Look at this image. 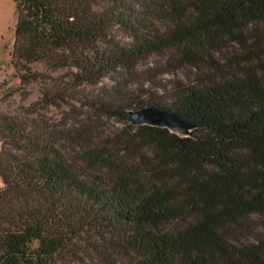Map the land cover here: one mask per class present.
<instances>
[{
    "label": "trees",
    "instance_id": "16d2710c",
    "mask_svg": "<svg viewBox=\"0 0 264 264\" xmlns=\"http://www.w3.org/2000/svg\"><path fill=\"white\" fill-rule=\"evenodd\" d=\"M13 1L19 90L44 84L25 113L0 112V264H264V237L233 239L264 215V0ZM153 56L166 61L148 75H195L146 101L103 86L75 104L73 89ZM63 103L123 124L39 121ZM148 105L192 133L131 124Z\"/></svg>",
    "mask_w": 264,
    "mask_h": 264
},
{
    "label": "rangeland",
    "instance_id": "374dc122",
    "mask_svg": "<svg viewBox=\"0 0 264 264\" xmlns=\"http://www.w3.org/2000/svg\"><path fill=\"white\" fill-rule=\"evenodd\" d=\"M13 0H0V112L10 114L25 113L27 107L38 100L40 97L41 87L44 82L33 83L27 86L26 92L28 95L19 90L20 79L16 74L14 65L12 64V50L15 40V24H16V10ZM165 57L153 56L146 62L140 65L139 75L128 76L126 74L116 75L117 80L105 79L98 86H82L80 89L75 88L72 90L74 98H77L75 104L81 106V99L86 94L95 95L98 92H104L100 89L103 86L113 90L116 96L120 97H133L136 100H148L152 95L160 94L163 87L173 84L176 79L181 78L187 80L195 75V69L189 65H184L170 73H158L154 77V73L158 70L156 67L153 71L149 72L150 75L145 73V69L150 66H159L164 64ZM33 67L40 71H46V67L41 63L33 64ZM53 76H59V80H67L68 71L65 69L59 72H52ZM112 87V88H111ZM119 91L117 92L116 90ZM117 92V93H116ZM83 97V98H82ZM70 104L73 99H68ZM67 103H63L61 108L54 105L43 107L40 111L39 121H43L45 126H56L59 129L67 128L71 122H74L76 116L81 113L82 116H88L91 111L85 108H76L71 110ZM88 110V111H86ZM93 112V111H92ZM92 120L100 127L99 130L112 129L122 126V122L118 119H109L107 117H100L91 114ZM68 124V126H64ZM180 134L183 132L177 131ZM2 181L0 178V186ZM245 227L242 230L234 231L233 239L239 242L256 241L264 237V215L253 214L245 221Z\"/></svg>",
    "mask_w": 264,
    "mask_h": 264
},
{
    "label": "water",
    "instance_id": "95a60500",
    "mask_svg": "<svg viewBox=\"0 0 264 264\" xmlns=\"http://www.w3.org/2000/svg\"><path fill=\"white\" fill-rule=\"evenodd\" d=\"M129 122L133 125L149 124L168 127L173 131L179 130L184 135L191 134L194 128V125L184 120L178 114L154 105L131 110L129 112Z\"/></svg>",
    "mask_w": 264,
    "mask_h": 264
}]
</instances>
